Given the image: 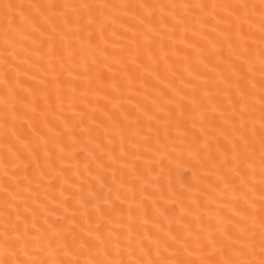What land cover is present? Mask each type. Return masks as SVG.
Returning a JSON list of instances; mask_svg holds the SVG:
<instances>
[{
	"label": "snow or ice",
	"instance_id": "6c2138e0",
	"mask_svg": "<svg viewBox=\"0 0 264 264\" xmlns=\"http://www.w3.org/2000/svg\"><path fill=\"white\" fill-rule=\"evenodd\" d=\"M0 264H264V0H0Z\"/></svg>",
	"mask_w": 264,
	"mask_h": 264
}]
</instances>
